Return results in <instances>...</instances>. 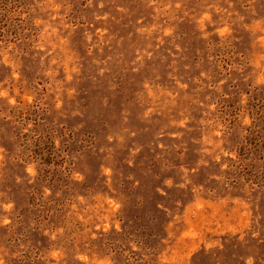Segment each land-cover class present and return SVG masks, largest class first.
<instances>
[{
    "label": "rangeland",
    "instance_id": "obj_1",
    "mask_svg": "<svg viewBox=\"0 0 264 264\" xmlns=\"http://www.w3.org/2000/svg\"><path fill=\"white\" fill-rule=\"evenodd\" d=\"M0 264H264V0H0Z\"/></svg>",
    "mask_w": 264,
    "mask_h": 264
}]
</instances>
